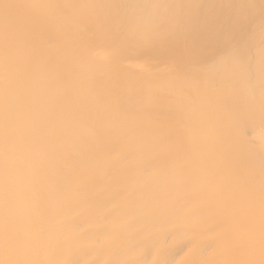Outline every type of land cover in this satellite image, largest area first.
Listing matches in <instances>:
<instances>
[{"label":"bare ground","instance_id":"1","mask_svg":"<svg viewBox=\"0 0 264 264\" xmlns=\"http://www.w3.org/2000/svg\"><path fill=\"white\" fill-rule=\"evenodd\" d=\"M0 264H264V0H0Z\"/></svg>","mask_w":264,"mask_h":264}]
</instances>
